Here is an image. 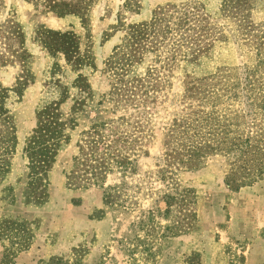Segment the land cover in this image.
<instances>
[{"label": "rangeland", "instance_id": "1", "mask_svg": "<svg viewBox=\"0 0 264 264\" xmlns=\"http://www.w3.org/2000/svg\"><path fill=\"white\" fill-rule=\"evenodd\" d=\"M262 166L264 0H0V264H264Z\"/></svg>", "mask_w": 264, "mask_h": 264}, {"label": "trees", "instance_id": "2", "mask_svg": "<svg viewBox=\"0 0 264 264\" xmlns=\"http://www.w3.org/2000/svg\"><path fill=\"white\" fill-rule=\"evenodd\" d=\"M205 142V140H203ZM202 142H200L199 144H201ZM207 148V146L205 145H192V147L189 148V156L188 158L191 160V159H194L195 161H197L201 156L202 154L204 153V149ZM240 150V153L243 152V148H240L238 149V151ZM237 158H238V155H236ZM238 161L240 162L241 159L239 157ZM248 161L247 160H244L242 163H241V166L242 167H247L248 166ZM193 164V163H192ZM252 165H254L252 163ZM252 165H249L248 167V171L246 173L247 177L249 178L247 181H244L243 183H247V182H251V179L253 178L254 176V172H253V169H252ZM264 173V167H260L258 169V175H263Z\"/></svg>", "mask_w": 264, "mask_h": 264}]
</instances>
